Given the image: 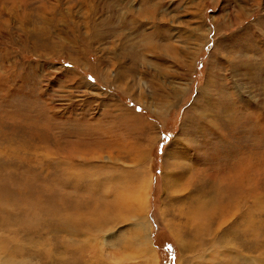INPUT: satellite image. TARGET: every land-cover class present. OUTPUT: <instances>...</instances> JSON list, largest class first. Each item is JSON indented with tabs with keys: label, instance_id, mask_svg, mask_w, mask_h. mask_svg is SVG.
I'll return each instance as SVG.
<instances>
[{
	"label": "rangeland",
	"instance_id": "obj_1",
	"mask_svg": "<svg viewBox=\"0 0 264 264\" xmlns=\"http://www.w3.org/2000/svg\"><path fill=\"white\" fill-rule=\"evenodd\" d=\"M0 264H264V0H0Z\"/></svg>",
	"mask_w": 264,
	"mask_h": 264
},
{
	"label": "bare ground",
	"instance_id": "obj_2",
	"mask_svg": "<svg viewBox=\"0 0 264 264\" xmlns=\"http://www.w3.org/2000/svg\"><path fill=\"white\" fill-rule=\"evenodd\" d=\"M156 8V7H155ZM148 13V12H147ZM146 13V14H147ZM150 18V17H149ZM152 18V17H151ZM155 35V34H154ZM190 60V59H189ZM191 62H193V61H191ZM190 67V66H189ZM127 113V112H126ZM145 148H146V145H145ZM144 154H146L145 153V149H144ZM144 154H142L141 156H142V158L143 157H145V155ZM140 160H142L141 159V157H139V160L138 161H140ZM141 164H142V162H141ZM138 165V164H137ZM138 167V166H137ZM141 167V166H140ZM139 170V169H138ZM141 170V169H140ZM139 170V171H140ZM136 171V170H135ZM144 172V171H143ZM139 175V174H138ZM141 176V175H140ZM142 179H143V177H141ZM136 179V178H135ZM141 179V180H142ZM137 186V185H136ZM136 186H134V188L133 187H130V188H128V191H138V192H140V194H141V192H142V187H140L139 188V186H138V189H135V187ZM142 186V185H141ZM137 188V187H136ZM145 191V190H144ZM105 192V191H104ZM127 194V193H126ZM134 194V193H133ZM124 199V202L123 203H121L120 204V202H121V200H122V198H120V201H118V205H117V208L118 209H121V210H124V212H125V210H126V212L128 211L129 213H134V211L135 212H141V211H145V206L141 203V199L140 198H138V199H136V198H134V197H131L130 195H128L127 197H125V198H123ZM103 200V199H102ZM201 205H198V206H196L195 207V210H194V212H196L195 214H197L198 215V213L200 212V211H205V210H213L214 211V208H215V206H212L209 202H206V203H203V202H199ZM223 204V202L222 203H220L219 204V206H218V208L217 209H221V210H224V212L227 210V206H225V205H222ZM238 205H239V203H238ZM114 206V205H113ZM210 208V209H209ZM233 208H236V205H234V207ZM229 209H230V207H229ZM134 210V211H133ZM127 212V213H128ZM223 212V213H224ZM100 213V212H99ZM96 214V213H95ZM103 214L104 213H100L99 214V216L97 217V218H95V219H97V222L99 223V221H101L102 220V218L104 217L103 216ZM93 216H94V214H92ZM108 215V214H107ZM69 216V215H68ZM92 216V217H93ZM96 216V215H95ZM94 216V217H95ZM196 217V216H195ZM142 217H138V218H136V219H139V221H137V224H136V226H138V227H140V228H144V229H146V224L148 223L146 220L144 221V220H142L141 219ZM141 219V220H140ZM64 220V219H63ZM62 220V221H63ZM94 220V219H93ZM80 221V220H79ZM95 221V220H94ZM74 222V221H73ZM71 224V223H70ZM77 224V223H76ZM79 224V223H78ZM81 225V224H80ZM68 226V225H67ZM72 226V225H71ZM102 227V226H101ZM73 228V227H72ZM80 230V229H79ZM73 231V230H72ZM136 238H137V236H136ZM138 239V242H139V239L140 238H137ZM148 239V238H147ZM148 243V242H147Z\"/></svg>",
	"mask_w": 264,
	"mask_h": 264
}]
</instances>
